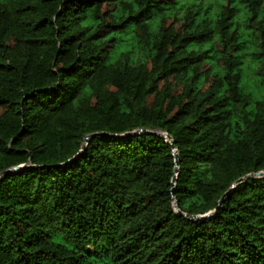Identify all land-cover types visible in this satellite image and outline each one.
<instances>
[{"label": "trees", "instance_id": "trees-1", "mask_svg": "<svg viewBox=\"0 0 264 264\" xmlns=\"http://www.w3.org/2000/svg\"><path fill=\"white\" fill-rule=\"evenodd\" d=\"M242 26L264 66V0H0V264H264Z\"/></svg>", "mask_w": 264, "mask_h": 264}, {"label": "rangeland", "instance_id": "rangeland-1", "mask_svg": "<svg viewBox=\"0 0 264 264\" xmlns=\"http://www.w3.org/2000/svg\"><path fill=\"white\" fill-rule=\"evenodd\" d=\"M242 32L244 33L246 40V49L244 53L246 54L245 64L243 66V84L247 85L248 90L252 92L257 97L264 96V86L261 84V74L256 75V71L263 73L264 66L257 65L254 61H252L251 54L256 51L255 44L256 41L250 35L251 29H245L242 26ZM259 66V67H258ZM162 137L168 140L166 134L159 133Z\"/></svg>", "mask_w": 264, "mask_h": 264}, {"label": "water", "instance_id": "water-1", "mask_svg": "<svg viewBox=\"0 0 264 264\" xmlns=\"http://www.w3.org/2000/svg\"><path fill=\"white\" fill-rule=\"evenodd\" d=\"M167 136V135H166ZM164 138V137H163ZM167 138H168V140H166L165 138V140L166 141H169L170 139H169V137L167 136ZM176 166L178 165V161H176ZM177 172V170H175V173ZM5 174V173H4ZM249 178H251V177H249ZM243 180V179H242ZM242 180H239V181H237V183H240ZM174 181V180H173ZM171 194L173 195V190H171ZM226 194L227 193H225L221 198H220V200H219V202H218V206L215 208V210H214V212H217L218 210H219V208H220V205H221V203H222V200L224 199V197L226 196ZM174 207L176 208V206H175V204H174ZM179 215H181V213L179 212L178 213Z\"/></svg>", "mask_w": 264, "mask_h": 264}]
</instances>
